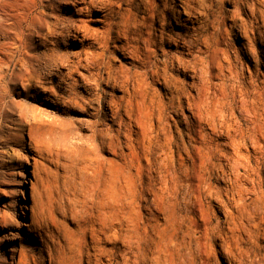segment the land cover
<instances>
[{"label": "bare ground", "instance_id": "6f19581e", "mask_svg": "<svg viewBox=\"0 0 264 264\" xmlns=\"http://www.w3.org/2000/svg\"><path fill=\"white\" fill-rule=\"evenodd\" d=\"M173 2L171 6L162 0H0V117L7 111L10 124L32 135L37 128L62 121V107L83 101L94 108L101 123L109 119L117 125L106 128L111 140L138 151V161L146 163L137 172L150 188L175 193L187 186L190 194L192 177L199 175L205 198L217 200L223 214L207 229V239L222 241L228 264H264V245L256 240L260 225L253 224L255 230L247 225L258 221L260 214L264 219V0ZM225 3L233 10L225 11ZM178 5L186 18L178 30H168ZM225 14L239 41L233 59L219 37ZM84 16L102 22L101 29L91 27ZM116 51L126 67L112 65ZM252 61L255 69L250 70ZM178 75L192 80L185 83ZM103 84L109 90L101 89ZM49 85L60 94L52 93ZM151 85H159L163 92L150 90ZM116 90L122 95L114 94ZM185 108L191 115H182V121L180 111ZM215 172L225 187L213 186ZM229 203L249 207L240 211L243 221L228 209ZM16 204L22 206V201ZM13 218L0 213V227ZM104 225L108 232L101 224L92 237L88 264H99L104 255L100 245L108 239L128 242L123 261L130 264L131 237L121 225H113V231L112 225ZM1 240L7 242L5 253L6 247L11 255L18 250L15 238L4 233ZM17 241L21 246L22 240ZM114 252L115 248L108 251ZM214 254L220 256L221 251L214 249ZM258 256L262 260L253 259Z\"/></svg>", "mask_w": 264, "mask_h": 264}, {"label": "rangeland", "instance_id": "374dc122", "mask_svg": "<svg viewBox=\"0 0 264 264\" xmlns=\"http://www.w3.org/2000/svg\"><path fill=\"white\" fill-rule=\"evenodd\" d=\"M162 1L174 5L173 0ZM180 8L179 5L174 8L177 14L168 20V30H178L181 21L186 18L185 14L179 12ZM223 9L233 10V5L225 3ZM97 15L100 13L96 12ZM242 16L245 17V14ZM82 18L96 29H101L103 25L102 22H95L91 16ZM222 25L219 36L221 47L227 49L233 59L236 48H239L235 35L237 31L231 27L229 15L225 14ZM155 27L159 28V22ZM248 34L253 35L251 31ZM109 45L110 50H114L113 43ZM198 46H194V49H198ZM62 48L69 50L70 46L63 45ZM76 49L81 50L80 46H76ZM116 52L112 65L126 67V60ZM162 53L160 50L159 58H162ZM246 60L249 61L247 57ZM253 64V61L248 63L250 70L255 69ZM12 72L13 67L9 74ZM178 77L185 83L192 80L189 76ZM155 87L151 85L150 90L158 88L163 92L159 85ZM19 88L21 90V86ZM101 89L109 90L105 84ZM51 91L60 94L54 86ZM114 94L121 96L122 91L116 90ZM62 108V121L37 128L32 135L28 131L21 133L17 126L10 124L5 118L7 111L0 117V213L15 218L0 227V264H77L79 260L88 264L89 254L93 253L91 241L95 230L99 231L103 224L104 231L108 232L106 224L112 225L113 231V225H118L117 222H121L118 226L125 228L123 232L133 240H129L132 248L128 254L130 264H142V261L146 262L144 264H228L226 250L221 247L222 241L207 239V229L211 230L219 219H223V214L217 209V200L205 198V184L198 174L192 177L190 194H187V186H180L175 193L152 189L147 179L137 172L139 166L146 163L138 161V151L110 139L106 128L112 126L113 129L117 125L109 119L101 123L94 108L92 110L83 101ZM107 108L105 105L102 107L104 111ZM182 115L189 117L191 114L185 108L180 111V118L184 121ZM100 117L104 119L102 113ZM173 118L177 119L176 116ZM10 135L18 137L9 141ZM185 136L184 140L188 142L189 138ZM39 140L44 142L40 143ZM176 158L178 167V153ZM219 175L213 173L211 183L225 187ZM18 201H22V206H17ZM248 208L247 205L242 209L228 204V209L239 220L244 219L240 213H245L244 210ZM259 217L258 221H250L247 225L252 230H255L253 224L260 225L256 240L264 245V219L261 214ZM11 232L14 233L11 235ZM4 233L16 239L18 250L13 255L7 247L4 252L7 246L6 240L1 242ZM18 239L22 240L21 246ZM100 246L104 255L99 264H125L123 255L129 250L128 242L108 239ZM113 248L115 252L109 254L108 251ZM214 249L221 251L220 256H215ZM81 251L82 254L79 253ZM48 253H52V261ZM257 258L262 260L263 257H253L254 260ZM92 259L96 262L95 258Z\"/></svg>", "mask_w": 264, "mask_h": 264}]
</instances>
